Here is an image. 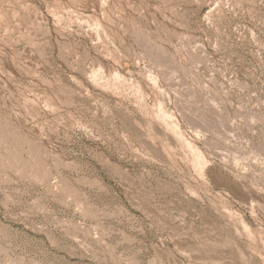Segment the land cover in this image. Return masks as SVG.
Instances as JSON below:
<instances>
[{
	"label": "rangeland",
	"instance_id": "rangeland-1",
	"mask_svg": "<svg viewBox=\"0 0 264 264\" xmlns=\"http://www.w3.org/2000/svg\"><path fill=\"white\" fill-rule=\"evenodd\" d=\"M0 264H264V0H0Z\"/></svg>",
	"mask_w": 264,
	"mask_h": 264
},
{
	"label": "bare ground",
	"instance_id": "bare-ground-1",
	"mask_svg": "<svg viewBox=\"0 0 264 264\" xmlns=\"http://www.w3.org/2000/svg\"><path fill=\"white\" fill-rule=\"evenodd\" d=\"M213 257V256H212Z\"/></svg>",
	"mask_w": 264,
	"mask_h": 264
}]
</instances>
